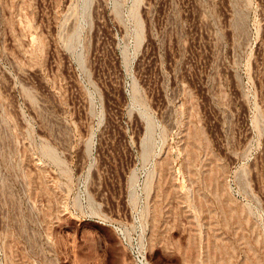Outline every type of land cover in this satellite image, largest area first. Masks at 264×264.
Masks as SVG:
<instances>
[{
	"label": "rangeland",
	"instance_id": "rangeland-1",
	"mask_svg": "<svg viewBox=\"0 0 264 264\" xmlns=\"http://www.w3.org/2000/svg\"><path fill=\"white\" fill-rule=\"evenodd\" d=\"M0 264H264V0H0Z\"/></svg>",
	"mask_w": 264,
	"mask_h": 264
}]
</instances>
